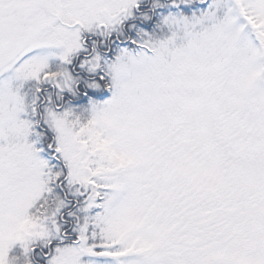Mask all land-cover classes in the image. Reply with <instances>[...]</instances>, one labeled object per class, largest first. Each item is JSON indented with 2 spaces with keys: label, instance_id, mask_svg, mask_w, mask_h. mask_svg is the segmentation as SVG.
Masks as SVG:
<instances>
[{
  "label": "snow or ice",
  "instance_id": "1",
  "mask_svg": "<svg viewBox=\"0 0 264 264\" xmlns=\"http://www.w3.org/2000/svg\"><path fill=\"white\" fill-rule=\"evenodd\" d=\"M0 264H264V0H0Z\"/></svg>",
  "mask_w": 264,
  "mask_h": 264
}]
</instances>
